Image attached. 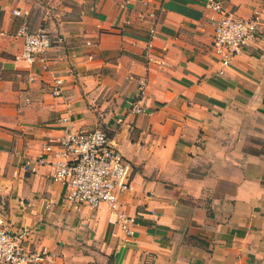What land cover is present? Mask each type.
<instances>
[{"label": "crops", "instance_id": "1", "mask_svg": "<svg viewBox=\"0 0 264 264\" xmlns=\"http://www.w3.org/2000/svg\"><path fill=\"white\" fill-rule=\"evenodd\" d=\"M223 1L264 19V0ZM216 16L206 0H0V228L27 230L40 264H264V40L220 73ZM24 22L55 41L47 70L22 56ZM68 115L132 167L129 240L49 165L25 169Z\"/></svg>", "mask_w": 264, "mask_h": 264}, {"label": "built area", "instance_id": "2", "mask_svg": "<svg viewBox=\"0 0 264 264\" xmlns=\"http://www.w3.org/2000/svg\"><path fill=\"white\" fill-rule=\"evenodd\" d=\"M206 6L217 14L212 18L214 32L210 46L223 73L237 56L264 40V19L258 12L250 18L239 16L223 0H206ZM19 34L23 39V58L31 64L40 62L47 70V53L55 44L50 33L43 27L32 31L24 22ZM62 85L61 79H55L54 96L62 95ZM136 104V113L146 112ZM57 129L61 134L46 137L42 155L35 161L28 160L25 169L35 170V164L49 165L51 179L64 188L68 202L94 210L107 206L116 215L124 239L132 238L135 218L122 210L121 201L132 190V167L114 137L103 128L77 127L69 115L60 117ZM47 257L46 252L30 243L27 230L0 228V264H40Z\"/></svg>", "mask_w": 264, "mask_h": 264}, {"label": "rangeland", "instance_id": "3", "mask_svg": "<svg viewBox=\"0 0 264 264\" xmlns=\"http://www.w3.org/2000/svg\"><path fill=\"white\" fill-rule=\"evenodd\" d=\"M103 128V127H102ZM263 147H261V152L260 153H263L264 154V144L262 145ZM262 165L261 166H264V162H262L261 163ZM261 175H262V177H261V179H262V181H261V189L263 190L264 189V169H262V167H261ZM3 197L1 196V194H0V204H3ZM260 218H261V222H264V215H260ZM263 224V223H262ZM262 233V232H261ZM264 236V234H262V237ZM264 241V240H263Z\"/></svg>", "mask_w": 264, "mask_h": 264}]
</instances>
